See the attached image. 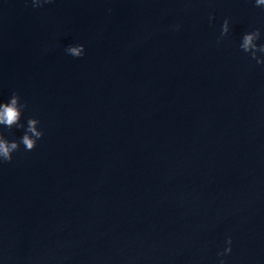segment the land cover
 <instances>
[{"label":"water","instance_id":"obj_1","mask_svg":"<svg viewBox=\"0 0 264 264\" xmlns=\"http://www.w3.org/2000/svg\"><path fill=\"white\" fill-rule=\"evenodd\" d=\"M256 29L255 0H0V103L44 132L0 163V264H264Z\"/></svg>","mask_w":264,"mask_h":264},{"label":"clouds","instance_id":"obj_2","mask_svg":"<svg viewBox=\"0 0 264 264\" xmlns=\"http://www.w3.org/2000/svg\"><path fill=\"white\" fill-rule=\"evenodd\" d=\"M52 2L53 0H32V5L35 8H40L44 4ZM255 2L258 7L264 6V0H255ZM229 25L230 21L225 19L217 43H220L223 38L229 34ZM260 39V29L248 32L243 36L240 48L245 53H250L251 58L255 60L257 64L264 65V56L260 55L264 53V44H257V41ZM66 52L73 57H83L85 55V46L83 44L72 45L66 48ZM27 106L26 102H21V96L19 93H13L8 102L0 103V125L7 129H25V125L21 123V119ZM39 124L40 121L38 119L29 118L27 121V128L21 139L18 141L6 139L3 131H0V163L11 162L13 160V153L20 150L21 144L26 151L34 150L37 146V142L44 136V132L38 127ZM226 243L228 247L224 251L218 253L221 257L232 252V238L228 237ZM219 264H226V261L221 259Z\"/></svg>","mask_w":264,"mask_h":264}]
</instances>
